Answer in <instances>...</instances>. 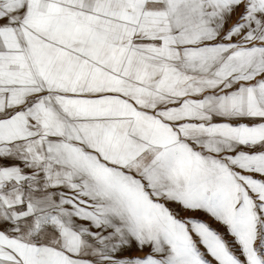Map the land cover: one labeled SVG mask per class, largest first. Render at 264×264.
<instances>
[{
    "label": "snow or ice",
    "instance_id": "6c2138e0",
    "mask_svg": "<svg viewBox=\"0 0 264 264\" xmlns=\"http://www.w3.org/2000/svg\"><path fill=\"white\" fill-rule=\"evenodd\" d=\"M0 264H264V0H0Z\"/></svg>",
    "mask_w": 264,
    "mask_h": 264
}]
</instances>
